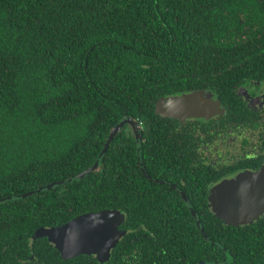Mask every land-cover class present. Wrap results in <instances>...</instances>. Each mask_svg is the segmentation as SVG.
<instances>
[{
	"label": "trees",
	"instance_id": "1",
	"mask_svg": "<svg viewBox=\"0 0 264 264\" xmlns=\"http://www.w3.org/2000/svg\"><path fill=\"white\" fill-rule=\"evenodd\" d=\"M253 81H264V0H0V264H161L174 236L203 238L180 195L176 206L166 194L174 204L164 214L142 207L140 188L151 186L128 125L99 170L76 177L130 118L146 125V154L159 158L149 150L172 121L156 114L162 98L206 90L233 103ZM106 210L124 213L128 231L106 262L64 259L47 237L34 239ZM198 213L218 245L210 264H264L238 226ZM261 223L247 234L264 235Z\"/></svg>",
	"mask_w": 264,
	"mask_h": 264
},
{
	"label": "flooded vegetation",
	"instance_id": "2",
	"mask_svg": "<svg viewBox=\"0 0 264 264\" xmlns=\"http://www.w3.org/2000/svg\"><path fill=\"white\" fill-rule=\"evenodd\" d=\"M198 91L209 94L214 101H219L224 113L210 120L192 118L182 122L169 118L172 121L164 124L167 129L163 138H158L161 140L153 150H149L154 153L156 149L161 151L159 158L146 154L145 136L148 129L144 123H138L139 137L133 128H128L138 144L143 145L139 164L142 174L151 186L140 188L142 207L164 214L177 201V197L172 195L175 193L180 195L184 201L182 206L187 207L197 226L200 221L198 228L203 238L199 235L174 236L172 251L169 257L161 258V264H210L211 244L218 245L211 241L204 227H201L198 211L212 210L210 196L215 186L246 172L258 173L264 167V81H253L237 88L239 98L233 103L229 102L230 99H223L215 92L206 90H195L171 97ZM194 190L199 194L196 199L191 196L195 194ZM166 194L172 196L174 203L167 199ZM192 211L196 212L197 217H194ZM145 221L147 220H144V225ZM168 222L170 220L162 223ZM259 222L264 227V213L252 223L242 224L237 228L241 230L239 241L252 242L251 246L258 248L253 254L264 257V235L247 234ZM119 230L124 229L120 227ZM147 236L145 234L143 237ZM131 246L128 244L127 248ZM223 251L226 252V249L223 248ZM240 251L242 254H252L251 251Z\"/></svg>",
	"mask_w": 264,
	"mask_h": 264
},
{
	"label": "water",
	"instance_id": "3",
	"mask_svg": "<svg viewBox=\"0 0 264 264\" xmlns=\"http://www.w3.org/2000/svg\"><path fill=\"white\" fill-rule=\"evenodd\" d=\"M156 113L165 118L179 119L183 122L192 118L210 120L224 112L219 101H214L209 94L198 91L177 97L162 98L157 102ZM127 125L133 128L136 136L139 137L140 127L134 119L120 122L111 130L95 164L79 174L77 179L82 180L99 170L100 160L107 153L119 131ZM71 181L54 183L20 197L27 198L43 189L51 190L55 186H62ZM3 201L0 200V203ZM210 201L213 213L227 225L239 226L252 223L264 213V167L258 173L246 172L234 179L221 182L214 187ZM192 214L197 217L195 211H192ZM125 221L126 215L119 210L84 214L60 227L41 228L35 233L34 239L47 237L51 246L58 250L64 259L93 255L100 262H106L111 258L112 250L127 235V231L119 230ZM197 224L200 226V221Z\"/></svg>",
	"mask_w": 264,
	"mask_h": 264
}]
</instances>
